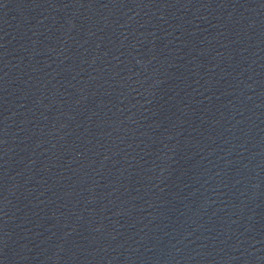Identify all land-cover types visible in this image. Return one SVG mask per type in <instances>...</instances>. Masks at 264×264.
I'll use <instances>...</instances> for the list:
<instances>
[{"label":"water","instance_id":"water-1","mask_svg":"<svg viewBox=\"0 0 264 264\" xmlns=\"http://www.w3.org/2000/svg\"><path fill=\"white\" fill-rule=\"evenodd\" d=\"M0 264H264V0H0Z\"/></svg>","mask_w":264,"mask_h":264}]
</instances>
